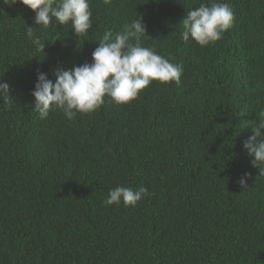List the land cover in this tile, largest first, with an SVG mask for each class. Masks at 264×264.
<instances>
[{"label": "trees", "instance_id": "1", "mask_svg": "<svg viewBox=\"0 0 264 264\" xmlns=\"http://www.w3.org/2000/svg\"><path fill=\"white\" fill-rule=\"evenodd\" d=\"M203 2L90 0L93 27L80 37L0 2V80L13 96L0 101V264H264V175L243 146L264 108V0H223L233 25L206 47L185 42L180 23ZM136 15L143 46L183 66L181 84L153 81L129 103L105 97L74 119L58 109L40 119L37 70L55 82L58 68L91 62L104 32ZM118 185L150 195L106 207Z\"/></svg>", "mask_w": 264, "mask_h": 264}, {"label": "clouds", "instance_id": "2", "mask_svg": "<svg viewBox=\"0 0 264 264\" xmlns=\"http://www.w3.org/2000/svg\"><path fill=\"white\" fill-rule=\"evenodd\" d=\"M9 7L22 4L35 13L34 24L47 28L55 19L60 25L71 24L77 36L87 35L93 27V13L90 0H0ZM112 0H104L110 4ZM158 2V0H157ZM234 11L223 0H206L199 7L187 10L180 21L183 27L182 39L190 38L199 46L206 47L222 39L223 33L234 22ZM149 36L142 15L136 17L118 33L106 30L92 52L91 62H85L71 69L58 68L56 80L48 79L47 74L37 70V81L32 96L35 98L34 111L40 119L48 117L49 112L60 110L71 120L77 113L88 114L97 110L105 102V97L117 104H126L136 99L140 92L153 81L181 84L183 66L171 62L160 55L155 46H143V38ZM26 36L39 51L45 42L36 35L34 27L28 26ZM60 39L57 33L52 39ZM44 52V51H43ZM9 83L0 80V101L9 105L12 101ZM252 135L244 142V148L253 157L251 165L264 175V108L257 114L256 122L251 124ZM244 173L238 180L241 188L247 187ZM149 190L141 185L137 189L118 185L108 190L102 203L107 207L120 205L135 207Z\"/></svg>", "mask_w": 264, "mask_h": 264}]
</instances>
